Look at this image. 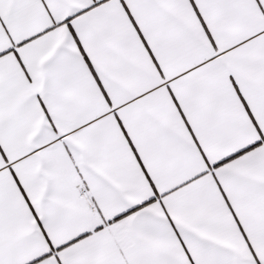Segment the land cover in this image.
Masks as SVG:
<instances>
[{
	"label": "snow or ice",
	"instance_id": "6c2138e0",
	"mask_svg": "<svg viewBox=\"0 0 264 264\" xmlns=\"http://www.w3.org/2000/svg\"><path fill=\"white\" fill-rule=\"evenodd\" d=\"M0 264H264V0H0Z\"/></svg>",
	"mask_w": 264,
	"mask_h": 264
}]
</instances>
